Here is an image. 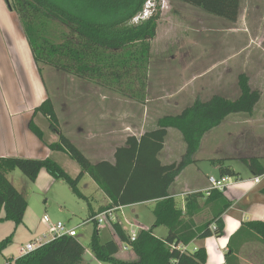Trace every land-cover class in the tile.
Segmentation results:
<instances>
[{
    "label": "trees",
    "instance_id": "obj_1",
    "mask_svg": "<svg viewBox=\"0 0 264 264\" xmlns=\"http://www.w3.org/2000/svg\"><path fill=\"white\" fill-rule=\"evenodd\" d=\"M149 0H9L22 28L33 64L40 80L45 68L76 77L101 88L108 89L128 100L141 101L146 96L147 73L150 63L151 42L157 34L158 6L147 19L131 24L142 13ZM159 1V0H156ZM228 23H236L240 14V0H173ZM239 95L227 99L213 95L205 101L199 99L177 115H164L156 127L140 137L130 136L123 147L117 148L114 161L92 164L59 128L53 102L47 98L37 108L48 120L49 130L58 138L47 145L50 151L65 153L79 167L80 173L70 177L53 160L17 157L0 158V222H12L16 229L23 222L27 208L24 195L8 179V173L19 170L30 182H35L41 170L54 180L64 181L78 199L87 200L78 188L84 175L103 192L109 205L99 212L119 207L154 202V223L141 229L136 240L129 242V235L118 223L112 231L119 243L127 244L135 261L120 260L118 242L102 243L94 224L89 251L93 258L105 264H205L206 252H181L195 238L223 236L220 215L228 208L225 204L211 221L196 229L193 217L198 213L201 193L186 197L185 212L176 206L169 189L176 177L189 165L196 163L193 156L202 138L230 114L251 115L261 98L252 89L245 74L238 75ZM29 131L42 142L43 134L32 122ZM181 133L185 152L178 162L162 164L159 155L165 147L170 130ZM225 159L212 160L219 176L236 178L238 174L226 166ZM249 174H264V161L250 156L239 158ZM211 191L212 196H221ZM264 194V189L262 190ZM96 214H91L89 218ZM214 225L215 231H210ZM165 227L167 235L159 238L154 229ZM12 233L0 241V252L12 244ZM85 249L77 237L51 240L37 250L8 261V264H82ZM227 264H264V223L248 222L241 225L228 241Z\"/></svg>",
    "mask_w": 264,
    "mask_h": 264
},
{
    "label": "rangeland",
    "instance_id": "obj_2",
    "mask_svg": "<svg viewBox=\"0 0 264 264\" xmlns=\"http://www.w3.org/2000/svg\"><path fill=\"white\" fill-rule=\"evenodd\" d=\"M150 1L155 4V8L158 6V9L156 8V11H159L158 29L155 39L151 42L145 91L147 94L143 100L137 101L122 98L108 89L57 72L52 68H45L41 81L16 13L9 8V0H0V100L2 97L4 99L5 95L22 91L20 80L22 81L23 78L25 80L24 90L28 85L29 92L34 96L37 89L42 91L41 97L31 101L23 90L24 103L27 107L37 106L43 99L49 98L52 102L54 101L58 110L61 103H85L88 107H92L90 112L95 113V108L100 106L94 105L96 103L94 99H86L87 95L92 93L111 95L114 97L113 102L118 104L120 113H129L134 119L132 123L136 125H140L139 120L142 118L141 126L144 130H151L156 127L155 122L159 118L164 115L179 114L196 99L205 101L213 95H221L227 99L237 98L239 95L238 75L244 73L249 79L251 88L261 93V98L253 113L251 115L230 114L220 126L202 138L199 152L194 159L198 160L195 164L200 168L202 176L212 175L220 179L218 170L213 168L207 160L208 157L225 159L226 166L238 175L242 177L249 175L247 169L240 163L239 157L254 153H256L254 155L260 154L264 157V54L261 56L254 50V35L250 37V35L247 36L248 33L247 35L240 33V35L230 36V33L224 31V20L211 17L178 1ZM256 6L257 4L253 1L252 7ZM249 13L252 12H247V16ZM260 15L264 17L263 10ZM252 19L248 17L246 23L251 24L252 29L250 30L254 32ZM131 24L135 23L131 22ZM243 43H246L249 48L246 52L239 53L238 49ZM18 62L20 66L22 65L20 68L17 67ZM2 105L0 101V106ZM55 112L56 115L58 114V126L63 135L67 137L66 126V129L62 128L68 120L63 121L65 116H61L59 111ZM85 112L87 111L84 110ZM36 118V125L44 131L43 139L49 143L53 134L48 131V120L40 114ZM103 129L105 127L98 128V130ZM27 133L35 138L30 131ZM169 133L162 159L163 162H178L186 146L179 131L172 129ZM3 135L2 133L0 139L1 150L5 146L1 144ZM78 139H81L83 143L86 136L79 135ZM15 144L7 143L5 148L14 153ZM23 145L26 148L28 143H23ZM82 146L89 150V145ZM55 157L64 166L62 169L70 177L75 178L76 169L79 170L78 165L62 155ZM7 176L14 187L24 195L27 202L23 222L18 226L17 233L13 235L12 243L16 234L20 233L19 246L23 247L34 231V226L43 215H46L52 223L62 222L69 228L79 227L77 228V239L85 249L82 263L105 264L95 260L88 249L94 224L89 222L82 225L89 219L91 212L89 205L93 211H96L99 201L105 196L88 175H84L78 185L87 200L74 196L62 180L53 179L54 182L44 188L30 182L19 170H14ZM151 210L152 206L149 205L126 207L121 213L116 212L114 217L127 232L130 230L138 232L153 224ZM135 215L138 216L137 220ZM110 226L109 222L98 227L102 243L111 240ZM123 254L124 252L120 251L118 257L122 258Z\"/></svg>",
    "mask_w": 264,
    "mask_h": 264
},
{
    "label": "crops",
    "instance_id": "obj_3",
    "mask_svg": "<svg viewBox=\"0 0 264 264\" xmlns=\"http://www.w3.org/2000/svg\"><path fill=\"white\" fill-rule=\"evenodd\" d=\"M247 1L249 3H247ZM247 1L245 2V0H240V14L236 23L232 24L225 22L223 23L224 26L223 28L224 31H226V33L227 32L230 33V36L240 35V33H243L245 35H247L248 33L247 36L250 35V37L254 35L255 37L254 50L259 55L263 56L264 17L260 15V12L262 10L264 11L263 9L264 0H247ZM253 1L257 4V6L254 8L252 7ZM247 12H252V13H249V16H247ZM248 17L253 18L251 22H253L254 32H251L250 30L251 24L247 25L246 23ZM259 20L261 22H258ZM248 48H249L248 45L246 43H243L241 47H239L238 52L239 53L246 52ZM17 64H18L17 66L18 68L22 66V65L20 66L19 62ZM24 81H25L24 78L22 79V81L20 80V83H22L20 84L21 86L20 90L22 91L15 92L12 95H5L4 99L1 96L2 99L0 101H2L3 105L0 106V133L1 135L2 133L4 134L2 136L3 140L1 144L5 146L7 143H16V144L14 148V153L10 149H6L5 146L3 147L2 150L0 149V158L1 157H17V158H27V159L49 158L58 165H60L61 168H63L64 166H62L58 162V160H56L55 156L62 155L64 158H69V157L63 152L50 151L47 148V145L57 142L56 139H58L55 138L56 137L54 136L55 134H53L49 130L48 126H47L48 131L51 134H53V138L50 139L49 143L45 142L44 139L42 142H40L38 139H36V137L34 138L32 137V135L29 136L27 133L29 131L28 126L30 122L36 125V120H37L36 116L39 115L40 113L34 115V109L37 108L40 104L34 107H27V104L24 103V95H23ZM24 91H25V95L28 97V99H31V101L34 98L37 99L42 96V91L39 89H37L35 96L32 95V93H30L28 90V85ZM45 99H43V101ZM86 99L88 100L94 99L96 101L94 105L100 106L98 108H95L96 109L94 111L95 113H91L90 110L92 109V107L91 108L88 107L87 105H85V103L84 104H80V103L70 104L69 102L68 103L65 102L63 104L61 103V106L58 110L56 104L53 101L55 111L57 112L59 111L61 113L60 114L61 116H65L63 121L68 120V123L63 124L64 128L62 129L67 128V131L64 130L66 132L67 138L79 150L83 152V154L92 164L98 163L100 161H108L110 163H113L116 149L123 147L128 137L130 136L140 137L147 131L144 130V128L141 126L142 118H140L141 120H139L140 125H136L132 123L134 119L130 117L129 113L122 114L119 112L118 104L116 102H113L114 97L111 95L106 96L100 93H92V94H88ZM99 100H101L102 102ZM104 100H107V102H103ZM108 100L111 101L109 102ZM84 110H86L87 112L84 113ZM70 119H72V121ZM103 127H105V129L98 130V128H103ZM77 128L79 129L77 130ZM40 131L42 132V134H44L43 130L40 129ZM169 132H168V136L170 134ZM1 135H0V139H1ZM79 135L86 136V139L83 140V143L82 141H80L81 139H78ZM23 143H28L26 148L23 145ZM82 145H87V146L89 145L90 146L89 150H86ZM199 149L196 152V154L199 152ZM163 151L164 149L159 155V159L162 162V164L173 163L171 161L163 162L162 159ZM254 154L249 156L246 155L243 157L255 156L261 158L264 161V157H262L260 154L259 155H254ZM195 155L193 156V159L195 158ZM243 157H239V158H243ZM218 159H222V158H218ZM218 159H211L210 157H208L207 160L212 165L211 161ZM191 166H195V167H191ZM213 168L218 170V168L215 166H213ZM79 170L76 169V176L80 173ZM201 174L202 172L200 171V168L197 167L195 163L187 166L176 177L175 181L173 182V184L169 189V193L171 197H173L176 206L179 209H181L183 213L185 212L186 197L193 193L202 194V197L198 199L199 211L193 217V222L196 229L203 227L205 223L211 221L220 211L223 210L225 204H229L228 208L224 210V212L220 215L219 218L221 220V223L223 224L222 237L220 238H217L215 236H210L206 238L197 237L186 246V250L188 253H193L198 249H204L207 255L205 264H227L226 254L228 253V241L230 237H232L238 231L241 225L244 223L256 222V221L264 223V194L262 193V190L264 189V178L261 179L258 184H255L253 182V179L255 178L254 176H251L250 174L245 177L238 175L233 180V183L228 187H226L224 191L222 192L217 191L218 192L217 194H221V196H216L215 194V196L209 198L208 197L209 194L206 192L207 188L209 187L208 178L214 176L210 175L207 177L205 175L202 176ZM52 182H54L53 178L45 170H41L34 183L37 184V186L39 187L45 188ZM108 205H109V201L104 196L103 199L99 201L96 211H93L92 207L89 205V208L91 210L90 215L98 214L100 208ZM137 205H149L152 206V210H153L154 202L152 201L143 204H136L129 207H134ZM125 208L126 207H122V209L117 212L121 213L122 210H124ZM133 214H135L134 210H133ZM135 219L136 220L138 219L137 215H135ZM41 220L37 222L36 226H34V231L31 233L30 238L26 240L25 244L45 233V227L42 224ZM114 222H118L116 218ZM153 223H154V219H153ZM17 228L16 229L14 228V224L12 222H0V241L6 239L12 233L14 234L17 233ZM110 229H111L110 231L111 240L118 242L115 234L112 231L111 226ZM153 232L154 235L159 238H164L167 235V229L165 227H158L154 229ZM19 236L20 233L16 234V238H14V242L10 244L7 248H5L2 252H0V264H8V261L14 260L22 256L21 251L23 247L19 246L21 243ZM123 245L124 244L118 242L119 252L122 251L124 252V254L122 255V258H119L118 257L119 252H118L116 257L120 260H125L130 262L135 261L136 258L132 253L130 247L127 245V249L122 250Z\"/></svg>",
    "mask_w": 264,
    "mask_h": 264
},
{
    "label": "built area",
    "instance_id": "obj_4",
    "mask_svg": "<svg viewBox=\"0 0 264 264\" xmlns=\"http://www.w3.org/2000/svg\"><path fill=\"white\" fill-rule=\"evenodd\" d=\"M154 8H155V4L152 3L150 0L147 1L143 8L142 13L136 16L132 20V22L136 24L140 20L147 19L151 15V12L154 10ZM263 178H264V174L262 176L255 177L253 179V182L255 184H258L260 180ZM208 183H209V187L207 188V191H206L208 194L211 191L222 192L226 189V187H228L229 185L233 183V179L230 177H220V179L210 177L208 178ZM121 209L122 207L104 210L96 214L95 216L89 218L87 221L82 223V225L89 223V222L96 224L97 227H99L102 224L109 223V222L112 224L115 221V217H114L115 212L120 211ZM41 222L45 227V233H43L42 235L26 243L22 248V251H21L22 255H26L28 253H31L37 250L38 248L50 242L51 240L58 239L61 237H77L78 235L77 228L79 227L69 228L62 222L52 223L49 217L46 215L42 217ZM209 229L210 231L213 232L215 231V226L212 225ZM137 233L138 232H135L134 230H131L128 233L129 235L128 239L130 243H133L136 240ZM48 239L50 240L48 241ZM126 249H127V244H124L122 246V250H126ZM179 249L181 250V252H184V253L187 252L186 247H179Z\"/></svg>",
    "mask_w": 264,
    "mask_h": 264
}]
</instances>
